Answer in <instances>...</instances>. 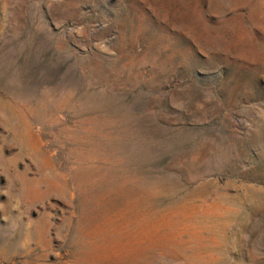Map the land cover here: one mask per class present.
<instances>
[{
  "label": "rangeland",
  "instance_id": "374dc122",
  "mask_svg": "<svg viewBox=\"0 0 264 264\" xmlns=\"http://www.w3.org/2000/svg\"><path fill=\"white\" fill-rule=\"evenodd\" d=\"M0 264H264V0H0Z\"/></svg>",
  "mask_w": 264,
  "mask_h": 264
}]
</instances>
